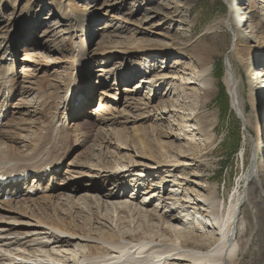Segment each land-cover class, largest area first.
<instances>
[{
    "label": "bare ground",
    "instance_id": "obj_1",
    "mask_svg": "<svg viewBox=\"0 0 264 264\" xmlns=\"http://www.w3.org/2000/svg\"><path fill=\"white\" fill-rule=\"evenodd\" d=\"M141 3L136 4L132 12ZM252 12V9L246 10L238 17L235 16L236 18L231 16L224 19L221 24L232 31L235 37L244 36L243 34H237L240 25L244 26V30L247 31L246 34H250L256 26L252 18ZM246 13H251V15L247 16ZM215 26L216 23H213L208 30L214 29ZM23 29L22 33L28 29L32 31L34 25L29 27L25 25ZM20 31L21 29L14 27L12 31L8 32L9 35L4 33L0 36V65H2L0 72V116L2 118L7 116L11 98L14 91H16V86H18L14 82L13 88L9 89L10 80L15 81L11 77V74L14 73V65L10 62L12 60L10 58L11 50L15 46L14 39L20 35ZM83 31L88 39L89 31L87 29ZM87 39L83 48L77 49L76 62L78 63L75 77L69 78L55 89L52 87L54 90H49V92L47 90L48 93L36 97L35 100H23L19 103V107L23 106L22 109L25 110L27 117L38 116L37 118H39L41 116L38 123L40 125H37L39 128L24 129L14 126L11 129H5L8 125L0 123V176L7 177L11 174L28 172V179H31L30 183L24 180L18 182L17 179V181L10 182L7 186L0 185V196L2 194L11 197L14 195L20 196L19 199L14 198L11 201L4 202L5 206L0 203L1 208L7 209L3 211H8L7 213L0 210V264H125V262H131L129 264H237L240 245L236 232L239 229L241 207L247 197L246 190L242 196L238 195L237 192L234 193L228 202L216 198L214 186L208 188L205 185H197L199 192L192 196L179 197L181 190H187L185 189L188 185L187 181H190L183 174L185 167L189 165L187 159H191V162L197 165H208L206 157L214 146L215 118L213 115L208 114L205 108L213 99L219 86L215 84L213 62L209 61V56L204 53L201 54L199 51L194 52V65L174 68L173 65L165 66L164 64L173 55L174 50L183 48L176 44L167 46L154 44L142 49L140 52L132 49L126 50V57L118 64L117 71H110L109 69L107 72L108 77L105 80L109 79L112 72H115L118 78L124 80H128L127 76H130L129 80L133 79V81H130L127 89L122 87L121 91L136 95V100L142 102V104L145 101H150L148 100L150 96L151 100L154 99L150 103L151 113H144L140 107L142 104L136 103L135 100L130 103L131 108L138 112L134 114L135 116L123 114L126 117L124 119L122 115L115 116L111 114L108 115L109 117L97 120L100 121L97 133L102 135L104 132L102 130L106 128L105 139L98 146V150L101 151L103 147V153H100L102 155L106 153L107 155L109 147H114L118 152L121 149H126L131 152L130 157H133L135 161L132 164L129 161L116 164L115 167L120 169L117 172L97 173L89 170V173L78 174L81 177L78 182L83 184V188L76 186L77 183L74 182L75 177L73 176H69L65 181V186V183L63 184L64 189L74 193L82 191L81 188L93 192L92 199L95 201V206L98 209H103L104 212L106 210L110 211L104 214L110 226L114 222L113 218L118 216L119 218L130 215L136 217L137 214H140V217L148 218L138 208H132L130 198H138L136 202L138 206L156 204L159 209L162 207L161 212L163 215L161 219H163L162 222L168 230L164 233L169 236L174 235V238L171 237L170 240L165 236L161 238L156 232L161 229V226H153L147 222H143L136 228H133L134 225L132 226L129 223L128 228L120 232L119 239L92 237L86 233L91 231V228H88L89 225L92 227L89 222L90 218L88 219L86 215H84V218V211L81 207H78L79 204H77V208L80 209L83 220L81 219L82 222L75 224L71 221L66 222L63 217H58L57 220L50 217V212L55 210L51 207V201L55 197L53 191L39 198L28 196L26 186H29V184H31L30 188L36 191L47 176H49L48 181L51 179L55 183L57 178L59 179V176L62 175L61 172L54 173L66 156L70 132L78 130L75 129L76 123L71 122L67 127L63 121L67 118V107L72 104L74 94L82 91L81 83L84 79H87L85 75H88V68L86 71L82 68L83 65L89 62L85 51ZM137 59L141 62L137 63L135 61ZM106 65L107 62L103 61L93 63L91 69L99 67L103 69ZM161 67H166L170 72H161ZM263 71L261 69L258 72L261 81L260 86L255 88V83L250 82L246 91V101L252 107H257L258 97L264 92ZM79 78H83L80 83L78 82ZM222 81L231 108L243 124H246L243 108L244 100L239 91V81L230 62H225ZM179 91L180 96L177 95ZM96 92L98 93V89ZM22 93L28 94L29 92L26 90ZM111 98L110 103L113 105ZM33 101H36L34 103L36 105L40 103L38 106L41 109L50 103H54L53 109L58 110V117L52 116L48 121L42 120L43 118L47 119V115H43L44 111L41 113L35 111ZM87 101L85 100L83 103L82 98H80L79 102L73 106V112L75 111L76 114L72 119L77 121L81 110L85 107V103H89L92 99ZM100 101L103 102V106L100 107L97 114L106 113L105 111L109 110V105L105 102L106 98L104 100L101 98ZM156 116L158 119L161 117V125L155 126L154 134L163 135L166 132L168 136L176 139L177 142L184 141L185 145L178 142L179 146H175L181 150H179L180 155L175 156L173 152L171 155L170 150L172 148L166 151L164 146L161 150L156 151L160 154L157 157L154 154L155 149L153 147L155 146L150 139L145 138L143 135L144 130H148L147 127L129 128L130 136L126 141L127 145L121 142V137L114 132V127L117 123L121 124L120 121L123 119L125 121L127 119V123H133V117L151 121L150 117L154 119ZM149 129L151 131L152 128ZM159 129L165 130L160 131ZM103 144L105 145L102 146ZM257 152L254 149L252 153L251 162L246 174L243 176L244 184L252 179H257L258 182L259 176L264 173V166L257 164ZM4 161L7 162L4 163ZM89 164H92V160ZM133 164H141L145 168H134ZM79 166L81 169L88 170V166H85L84 163L79 164ZM161 168L166 169L169 173L168 178H172L170 183L174 182V186L178 190H170L165 180L161 181L158 186L151 185L150 178ZM19 183L25 185L22 187ZM61 186L62 184H58L59 188ZM22 188L26 190L22 192ZM40 190L46 192V189ZM259 190L264 196V190L261 187H259ZM167 193L170 195L172 193L173 198L171 200H174V202L172 205L168 203L166 210L163 211L164 206L163 204L159 205V200ZM117 196L126 197L128 200H126L127 202L114 201ZM73 197L75 196L71 194L69 199L61 200V203L58 201V208L73 209L75 204ZM66 203L71 205L66 206ZM40 219L44 222H41ZM13 220H16L15 224H10ZM131 222L133 223V221ZM189 225H191L190 228ZM106 229L113 232L108 227ZM146 233L147 237L145 238L142 235ZM196 234L198 238L195 236ZM87 240L92 241L91 246ZM77 247L82 248L83 251L76 249Z\"/></svg>",
    "mask_w": 264,
    "mask_h": 264
},
{
    "label": "rangeland",
    "instance_id": "obj_2",
    "mask_svg": "<svg viewBox=\"0 0 264 264\" xmlns=\"http://www.w3.org/2000/svg\"><path fill=\"white\" fill-rule=\"evenodd\" d=\"M139 3L141 4L132 12L134 6ZM249 9L253 10L252 18L256 25L250 34H246L247 31L244 30V26L240 25L237 34H243L244 36L235 37L232 31L221 24L224 19L231 16L238 17ZM246 15L250 16L251 13H246ZM213 23H216L215 28L208 30ZM25 25L28 27L34 25V30L28 29L22 33ZM14 27L21 29V31L20 35L14 39L15 46L11 50L10 58L12 60L10 62L14 65V73L11 74V77L15 81L10 80L9 89L13 88L14 82L18 86H16V91H14L10 101L9 110L7 109V121L3 125L8 126L5 129H11L14 126L24 129L39 128L37 125H40L38 123L41 116L39 118H37L38 116L27 117L25 110L22 109L23 106L19 107V103L23 100H35L36 97L48 93L49 90L59 87L64 81L77 75V49L83 48L87 39L83 30L87 29L89 31L87 46L85 47L89 62L82 66L84 71L88 68V75H85L87 79H84L83 82V78L78 79L79 83L82 82V91L74 94V99L77 98V102L71 104L69 108L67 107V118L64 121L62 120L67 127L71 122L76 123L75 129L78 130L70 132L66 156L61 162L62 169L60 172L62 175L59 176V179L57 178L56 184L54 183L53 186V196L55 197L52 199L53 202L51 201V207L55 210L50 212L51 218L57 220L58 217H63L66 222L71 221L78 224L83 220L80 209L77 208V204H79L78 207H81L84 211L83 216L86 215L88 219L90 218L89 222L92 227L89 225L88 228H91V231L86 232L89 236L119 239L120 232L126 230L129 223L132 226L134 225L133 228H136L143 222H147L153 226H161V229L156 231L161 238L162 236L163 238L164 236L165 238L168 237L169 240L171 237L174 238V235L165 234V231L168 230L162 222L163 219H161L163 215L161 212L162 207L159 209L156 204L138 206V203H136L138 198H130L132 208H138L149 219L140 217V214H137L136 217L130 215L119 218L118 216L114 217L115 219L113 218L114 222L110 226L104 215L110 211L106 210L104 212L103 209H98L95 206V201L92 199L94 193L82 189L83 184L78 182L81 179L78 174L89 173V170L97 173L117 172L120 169L115 167L116 164L124 161H129L132 164L135 161L133 157H130L131 152L126 149H121L118 152L114 147H109L107 155L106 153L101 154L104 150L103 147L101 151L98 150V146L105 139L106 128L102 130L104 131L102 135L97 133L100 124V121L97 120L109 117L108 115L111 114L115 116L122 115L125 119V114L135 116L134 114L138 113L130 106V103L136 100V95L121 91L122 87L127 89L133 79L129 80L130 76H127L128 80L120 79L115 75V72H112L109 79L105 80L108 77V70L117 71L118 64L126 57L125 51L128 49L140 52L142 49L154 44L162 46L176 44L183 48L174 50L173 55L168 58L169 61L167 59L164 64L165 66L173 65L174 68L190 67L194 65V52L199 51L201 54L204 53L209 56V61L213 62L214 80L216 86H219L213 99L205 108L206 112L215 118L214 146L206 157V162L209 164L197 165L194 162L192 163L191 159H187L189 165L185 167L183 174L190 181H187L188 185L185 188L187 190H181L179 197L183 198L196 194V192H199L197 185H205L208 188L214 186L216 198L224 202H228L236 192L242 196L246 190L247 197L241 207L239 229L236 232L240 245L237 264H264V196L259 190V187L264 190V173L259 176V183L257 179H252L244 184L243 180L254 149L258 151L256 153L257 164L264 166V92L258 97L257 107H252L246 101L248 85L250 82L255 83V88H258L261 84L258 72L261 69L264 70V0H0V36L4 33L9 35L8 32L12 31ZM31 32L32 34H30ZM105 57H107L106 60H104ZM109 57L110 59H108ZM102 61L107 62L105 68L91 69L93 63ZM135 61L137 63L141 62L139 59ZM225 62H230L239 81V91L244 100L243 108L246 124H243L231 108L222 81ZM162 68L161 72H170L166 67ZM1 70L2 65H0V72ZM220 88L224 91V97ZM97 89L98 93L96 92ZM26 90H28V94L22 93ZM180 94L179 91L177 95L180 96ZM90 95L92 96L90 97ZM110 97H112L113 105L110 103ZM80 98H82L83 103L85 100L88 102L87 100L92 99V101L85 103L84 110H81L76 121L72 119L76 114L72 108L79 102ZM101 98L102 100L106 98L105 102L109 105V110L105 111L106 113L97 114V111L103 106V102L100 101ZM148 100L150 101H145L143 104L138 100L135 101L142 104L140 107L146 114L151 113L150 103L154 99L151 100L149 96ZM35 102L33 101V109L40 111V113L44 111L43 115H47V119L43 118L42 120L48 121L52 116L58 117V110L53 109L54 103H50L41 109L38 106L40 103L36 105ZM44 108L45 110H43ZM150 118L151 121H146L133 117V123H127V119L126 121L123 119L120 121L121 124L117 123L115 127L113 126L114 132L121 137V142L127 145L126 141L130 136L129 128L147 127L148 130H144L143 135L145 138L150 139L155 146L153 147L155 149L154 154L157 157L160 154L156 151L161 150L164 146L166 151L172 148L171 153L169 152L171 155L172 152L175 153V156L180 155L181 150L175 146H179L178 142L185 145V142H177L176 139L168 136L166 132L163 135L154 134L155 126L161 125V117L159 119L157 116L154 119L153 117ZM149 128H152L151 131H149ZM159 130L162 131L163 129ZM36 131L35 133H37ZM179 158L182 159L183 157ZM90 160H92L93 166L89 164ZM6 162L4 161V163ZM82 163L88 166V170L81 169L79 164ZM133 165L134 168H145L141 164ZM168 175L166 169L161 168L150 178L151 185L158 186L161 181L165 180L170 190H178V188H175L174 182L170 183L172 178H168ZM69 176L75 177L74 182L77 183L76 186L82 187L80 189L82 191L74 193L64 189L63 184L66 185L65 181ZM58 184H62V186L59 188ZM71 194L75 196L73 201L76 205H73V209L58 208L59 202L69 199ZM167 194L159 200V205L163 204L164 206L163 211L166 210L168 203L172 205L174 202V200H171L173 198L172 193L171 195ZM41 196L39 194L32 198ZM126 200H128L126 197L121 196L114 199V201ZM37 201L39 200L37 199ZM67 203L66 206L71 205ZM3 204L5 206V203ZM0 210L8 213V211H3L7 210L6 208L0 207ZM63 210L65 211L63 212ZM40 221L44 222L41 219ZM15 222L16 220H13L10 224H15ZM106 227L112 229L113 232L107 231ZM188 227L190 228L191 225ZM147 233L142 236L146 238ZM87 241L91 246L92 241ZM76 249L83 251L79 247Z\"/></svg>",
    "mask_w": 264,
    "mask_h": 264
},
{
    "label": "trees",
    "instance_id": "obj_3",
    "mask_svg": "<svg viewBox=\"0 0 264 264\" xmlns=\"http://www.w3.org/2000/svg\"><path fill=\"white\" fill-rule=\"evenodd\" d=\"M220 90H221V92H222V95H223V97H224V96H225V94H224V91H223V89H221V88H220Z\"/></svg>",
    "mask_w": 264,
    "mask_h": 264
}]
</instances>
